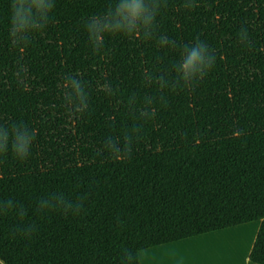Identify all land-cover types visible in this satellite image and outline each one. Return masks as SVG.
<instances>
[{"label": "trees", "instance_id": "trees-1", "mask_svg": "<svg viewBox=\"0 0 264 264\" xmlns=\"http://www.w3.org/2000/svg\"><path fill=\"white\" fill-rule=\"evenodd\" d=\"M252 222L264 264V0H0V264Z\"/></svg>", "mask_w": 264, "mask_h": 264}, {"label": "crops", "instance_id": "crops-1", "mask_svg": "<svg viewBox=\"0 0 264 264\" xmlns=\"http://www.w3.org/2000/svg\"><path fill=\"white\" fill-rule=\"evenodd\" d=\"M253 226V227H252ZM260 222L143 250L140 264H254L249 256Z\"/></svg>", "mask_w": 264, "mask_h": 264}, {"label": "clouds", "instance_id": "clouds-1", "mask_svg": "<svg viewBox=\"0 0 264 264\" xmlns=\"http://www.w3.org/2000/svg\"><path fill=\"white\" fill-rule=\"evenodd\" d=\"M143 14L144 8L141 4L133 3L127 8V15L130 16L133 21L140 20L143 17ZM183 68L185 69L186 74L193 71L203 73L205 71L206 65L204 64L202 55L194 50L188 56L187 62L183 65Z\"/></svg>", "mask_w": 264, "mask_h": 264}, {"label": "rangeland", "instance_id": "rangeland-1", "mask_svg": "<svg viewBox=\"0 0 264 264\" xmlns=\"http://www.w3.org/2000/svg\"><path fill=\"white\" fill-rule=\"evenodd\" d=\"M253 227V226H252Z\"/></svg>", "mask_w": 264, "mask_h": 264}]
</instances>
